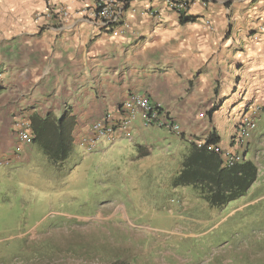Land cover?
I'll use <instances>...</instances> for the list:
<instances>
[{
  "label": "crops",
  "instance_id": "obj_1",
  "mask_svg": "<svg viewBox=\"0 0 264 264\" xmlns=\"http://www.w3.org/2000/svg\"><path fill=\"white\" fill-rule=\"evenodd\" d=\"M94 1L11 0L8 9L0 7V153L19 161L32 151L34 145L17 147L11 128L17 114L59 117L69 110L76 143L104 114L118 118L133 94L166 112L188 146L214 131L225 150L244 113L264 112V0H194L188 16L195 21L185 24L165 0H130L127 28L116 36L78 16L53 27L34 21L47 4L80 11ZM154 129L138 117L131 133L154 136Z\"/></svg>",
  "mask_w": 264,
  "mask_h": 264
},
{
  "label": "rangeland",
  "instance_id": "obj_2",
  "mask_svg": "<svg viewBox=\"0 0 264 264\" xmlns=\"http://www.w3.org/2000/svg\"><path fill=\"white\" fill-rule=\"evenodd\" d=\"M255 124L256 180L221 208L176 184L190 145L164 129L76 141L58 168L33 146L0 165V264H264V112Z\"/></svg>",
  "mask_w": 264,
  "mask_h": 264
},
{
  "label": "built area",
  "instance_id": "obj_3",
  "mask_svg": "<svg viewBox=\"0 0 264 264\" xmlns=\"http://www.w3.org/2000/svg\"><path fill=\"white\" fill-rule=\"evenodd\" d=\"M129 2L130 0H95L92 5L80 9V11H70L63 5L47 4L43 12L34 15V21L38 27H53L61 26L70 18L78 16L93 21L101 30L116 36L119 27L127 28L123 13ZM193 2L194 0H165V6L167 10L178 17L180 15L188 16ZM206 4L205 1L201 3L202 6ZM151 14L156 16L157 12ZM259 30H263L262 25L259 26ZM117 114L118 118H115L112 113H106L93 122L80 136L79 146L85 151L91 152L102 141L113 143L119 138L130 140L131 127L138 117H140L144 128L164 129L167 132L182 136L179 125L145 95H130L120 104ZM257 118L258 110L255 109L249 110L241 116L234 127L229 148L221 149L218 144L207 146V151L213 152L219 157L222 168H231L245 162L243 151L256 128ZM11 128L19 149L32 144L33 134L27 117L19 114L15 115ZM188 142L197 148H202L205 144V140L198 142L189 139ZM17 157L16 154L11 156L0 153V165H8L15 158L17 160Z\"/></svg>",
  "mask_w": 264,
  "mask_h": 264
},
{
  "label": "trees",
  "instance_id": "obj_4",
  "mask_svg": "<svg viewBox=\"0 0 264 264\" xmlns=\"http://www.w3.org/2000/svg\"><path fill=\"white\" fill-rule=\"evenodd\" d=\"M178 18L181 24L195 21V18L189 16L180 15ZM216 110H209L208 117ZM29 122L33 134L32 144L42 150L48 163L55 168L61 167L67 160L73 143L75 118L71 116V112L67 110L59 117L52 114L44 117L32 115ZM218 143L219 138L212 131L202 148L193 145L188 147V155L176 179V184L192 185L211 208H221L244 196L257 177V169L249 161L231 168H222L219 157L206 149L207 146Z\"/></svg>",
  "mask_w": 264,
  "mask_h": 264
}]
</instances>
